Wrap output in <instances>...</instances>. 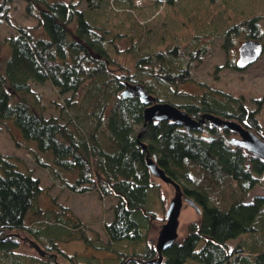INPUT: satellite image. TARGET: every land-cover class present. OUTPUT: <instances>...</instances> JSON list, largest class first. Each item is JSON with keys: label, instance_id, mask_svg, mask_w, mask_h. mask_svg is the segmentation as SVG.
I'll return each instance as SVG.
<instances>
[{"label": "trees", "instance_id": "obj_1", "mask_svg": "<svg viewBox=\"0 0 264 264\" xmlns=\"http://www.w3.org/2000/svg\"><path fill=\"white\" fill-rule=\"evenodd\" d=\"M176 1L153 3L154 20L169 3L174 6L170 16L190 22L199 5ZM13 4L14 0H0V23L12 29L3 40L9 51L0 69V119L10 120L24 142L35 143L31 152L36 163L50 169L66 189L112 195L116 202L113 217L104 224L106 239H93L67 206L44 207L41 179L21 166L19 157L0 152V264H185L189 258L205 264H264V196L245 201L240 195L231 200L220 195L214 203L210 195L229 181L248 189L264 183V159L230 142L236 133L207 118L237 121L264 139V123L258 117L264 99H255L251 108L244 97L205 81L197 93L178 89L177 83L192 80V58L205 51L203 39L219 34L214 20L208 29L198 28L192 34L196 46L184 42L170 50L144 52L136 57L134 68L119 64L121 73L116 74L111 66L117 62L118 41L125 37L128 50H135L149 23L138 18L141 4L134 0H25L26 13L37 20L32 25L14 19ZM108 7L120 25L90 18L97 8ZM257 18L242 23L249 28L248 37L260 39L264 33ZM232 22L221 32L227 41L239 27ZM128 26L137 27L138 34L129 33ZM101 77V88L90 99L99 102L98 121L81 133L76 117L66 114V109H78L79 92ZM45 83L59 94H70L59 114L46 115L42 94L34 87ZM126 83L142 84L157 101L167 100L196 119L206 118L200 127L190 129L172 120L142 127L147 104L138 96H122ZM137 124L141 125L138 132ZM147 154L201 208L199 219L187 224L185 236L163 249L161 263L155 241L148 236L152 221L158 218L153 193L157 189L160 195L162 187L147 165ZM64 172L75 179L66 181ZM28 239L36 241L45 254L35 249V253L22 252L19 248L28 246ZM74 239L84 240L91 251L69 255L59 247L60 241ZM234 239L237 245L231 248L229 241Z\"/></svg>", "mask_w": 264, "mask_h": 264}, {"label": "rangeland", "instance_id": "obj_2", "mask_svg": "<svg viewBox=\"0 0 264 264\" xmlns=\"http://www.w3.org/2000/svg\"><path fill=\"white\" fill-rule=\"evenodd\" d=\"M138 5L143 7L138 18L145 20L149 19L148 25H146L143 37L135 50H128V42L125 37L120 39L119 52L117 55V62L114 66H111L112 73L120 74L118 65H126L131 69L134 68L136 57L140 54L154 53L157 50H170L177 44L182 43H195L196 40L192 34L196 33L198 28L208 29L210 22L213 19L217 24V36H212L208 39H203L202 44L205 45L204 52H198L196 57L192 58V66L190 67V75L192 80L179 82L178 89L181 92L197 93L202 90V82H207L211 86L220 88L221 90L230 92L234 95L242 96L245 102L254 108V100L264 99V50L262 55L254 63L241 68L234 67L239 60V46L241 43L249 38V28L242 23L244 19L252 16L258 17V26L264 33V0H209L215 4L208 5L204 2L206 0H192L193 4L198 6L196 9V15L191 17L190 22H184L182 18L175 16L172 17L174 6L169 3L165 6L158 20H154L153 3L157 0H134ZM149 3L147 4V2ZM183 2L177 0L176 2ZM203 1V5H200ZM176 8L181 9L177 6ZM186 5V2H183ZM25 0H14L12 15L18 23L32 25L36 23V19L28 15L25 11ZM109 8V7H108ZM187 8H190L188 6ZM110 9V8H109ZM136 10V9H135ZM182 11V9H181ZM101 12V13H100ZM194 12V11H193ZM114 11L111 9L105 10L96 9V13H91L90 18L97 19L101 23H110L120 25L121 20H115ZM131 14L127 13V18ZM133 16V15H132ZM97 17V18H96ZM146 20V21H147ZM142 26L143 21L140 20ZM145 21V22H146ZM235 21L238 25V29L230 33V41L225 40V37L221 32L228 27L230 23ZM125 22V21H123ZM150 27V28H149ZM170 27L172 30H165ZM193 27H196L194 32ZM129 33L138 34L137 27L127 28ZM137 32V33H136ZM12 33V29L4 22L0 23V69L7 56L8 48L3 45L4 37ZM192 36V37H191ZM199 40V39H198ZM264 44V35L259 39ZM136 41V40H135ZM193 49V48H192ZM145 52V53H144ZM102 77L95 83L87 85L79 92L77 101H80L78 109L72 107L66 109V114H71L76 117V127L81 133L87 132L94 128L98 121V117L95 115V110L98 107L99 102L91 103V97L96 93L95 89H100L99 86ZM99 84V85H98ZM34 87L42 94V103L46 105V115L59 114V107L66 102V99L70 94H59L57 90L50 84L45 83L41 85H34ZM164 93L165 90H164ZM31 99V98H30ZM178 101H183L182 98H178ZM167 101V100H166ZM58 103V107L56 104ZM111 106V102L108 104V110ZM90 108V111L85 115L86 109ZM107 114V110L105 111ZM259 120L264 123V104L259 107L258 113ZM141 128V125L135 126L136 132ZM35 143L24 142L20 130L10 120L0 119V152L7 155H13L19 157L20 165L24 168L32 171L36 176L41 179L43 186V206L57 210L59 205L67 206L69 211L79 219L80 224H84L87 229V234L95 239L100 237L106 239L104 231V224L110 221L113 217V204L116 202V198L112 195L100 197L96 191H87L85 193H77L66 189L61 181L53 174V172L39 166L31 152L32 148H35ZM44 157V156H42ZM55 166L51 162V166ZM65 180L73 181L74 175H68V172H64ZM161 184L162 191L158 195L157 189L153 193V206L156 211V216L160 219H156L151 223V230L148 238L152 241L156 240L159 234V230L166 222V209L169 205L170 199L174 195V187L171 184L166 183L161 179H156ZM264 182V181H263ZM259 183L253 188H247L245 185L237 186L233 181L228 182V186L223 188L215 187L212 191V202H217V197H221L226 200H231L235 197H242L245 201H253L257 196H264V183ZM159 187V186H158ZM217 188V189H216ZM240 195V196H239ZM228 198V199H227ZM165 199V202L164 200ZM227 201L223 204L225 206ZM200 217V214L191 206L188 202H184L181 214L179 217V238H183L187 232V224L191 221H196ZM163 219V220H161ZM237 239L230 240V247L237 245ZM59 247L67 254L72 255L75 252L89 253L91 250L86 248L84 240L74 239L71 241H60ZM22 252L35 253L34 249L28 246L19 248ZM101 255L102 252H97ZM66 261L65 258H61V262ZM185 264H205L202 261L189 258Z\"/></svg>", "mask_w": 264, "mask_h": 264}, {"label": "water", "instance_id": "obj_3", "mask_svg": "<svg viewBox=\"0 0 264 264\" xmlns=\"http://www.w3.org/2000/svg\"><path fill=\"white\" fill-rule=\"evenodd\" d=\"M239 61L238 67L244 68L254 63L262 55L264 44L257 38L245 39L238 48ZM121 95L138 96L147 105L143 111L144 122L142 127L148 123L160 120H172L178 124L184 125L187 129L193 127H200L203 119H196L189 114L188 111L181 109L178 105L166 101H157L156 97L148 92L142 84L126 83V86L121 91ZM208 116V115H207ZM211 122L219 126L228 127L235 131L237 135L229 139L235 145L243 147L247 152L264 159V139H262L255 131L244 127L237 121L224 120L218 116H208ZM140 134V133H139ZM147 165L152 174L174 187V195L170 199L169 205L166 209V222L159 230L156 240V248L159 253L158 263L162 262L163 249L173 245L179 236V217L184 202H188L195 210L200 213L201 208L190 197L186 196L182 190L181 185L173 180L165 170L158 165L155 158L147 154ZM31 248L35 249L39 254L44 255L45 250L33 239H28Z\"/></svg>", "mask_w": 264, "mask_h": 264}, {"label": "flooded vegetation", "instance_id": "obj_4", "mask_svg": "<svg viewBox=\"0 0 264 264\" xmlns=\"http://www.w3.org/2000/svg\"><path fill=\"white\" fill-rule=\"evenodd\" d=\"M257 39H259V38H257Z\"/></svg>", "mask_w": 264, "mask_h": 264}]
</instances>
